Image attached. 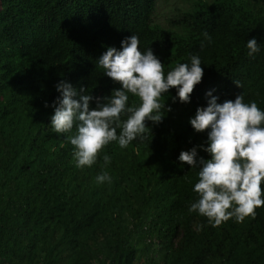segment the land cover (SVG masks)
<instances>
[{
	"label": "trees",
	"instance_id": "16d2710c",
	"mask_svg": "<svg viewBox=\"0 0 264 264\" xmlns=\"http://www.w3.org/2000/svg\"><path fill=\"white\" fill-rule=\"evenodd\" d=\"M169 1L0 0V264H264V205L240 222L207 224L187 211L198 169L176 160L206 141L188 123L206 91L264 109V0H182L189 7L159 20ZM131 34L165 74L198 55L201 81L187 103L173 88L161 97L170 110L145 121L143 140L110 142L78 169L64 138L75 124L64 134L48 125L54 84L85 88L94 107L119 87L96 59ZM253 36L260 51L249 57ZM101 172L111 183L95 182Z\"/></svg>",
	"mask_w": 264,
	"mask_h": 264
},
{
	"label": "clouds",
	"instance_id": "9594fccd",
	"mask_svg": "<svg viewBox=\"0 0 264 264\" xmlns=\"http://www.w3.org/2000/svg\"><path fill=\"white\" fill-rule=\"evenodd\" d=\"M138 44V37L131 34L121 39L119 49L108 46L96 59L103 75L119 87L97 98L94 107L89 106L93 97L85 88L77 89L63 79L54 84L59 95L52 102L48 125L52 132L64 134L75 124V132L64 138L73 146L72 157L78 169L93 165L99 150L110 142L124 148L134 139L143 140L145 121L158 123L164 116L161 97L166 98L173 88L172 99L187 103L201 81L203 69L198 55L175 64L165 74L163 63L151 49L141 52ZM245 47L249 57L260 51L254 36L246 40ZM212 91L205 92L206 104L197 106L188 119L194 132H206L205 143L181 150L176 160L198 169L192 185L196 198L187 211L205 217L206 223L215 227L230 217L240 222L254 216V209L264 205V109L254 100L244 102L241 94L218 103ZM129 94L139 103H126ZM122 115L126 119L121 120ZM198 148L208 158L199 157ZM102 159L107 165L111 157L105 153ZM94 179L98 184L111 183L107 172Z\"/></svg>",
	"mask_w": 264,
	"mask_h": 264
},
{
	"label": "rangeland",
	"instance_id": "374dc122",
	"mask_svg": "<svg viewBox=\"0 0 264 264\" xmlns=\"http://www.w3.org/2000/svg\"><path fill=\"white\" fill-rule=\"evenodd\" d=\"M171 1V2H170ZM167 5L162 6L158 8V17L159 20L162 19V17L168 18L169 15H173L175 10L183 9L184 7H189L190 1H182V0H170Z\"/></svg>",
	"mask_w": 264,
	"mask_h": 264
}]
</instances>
